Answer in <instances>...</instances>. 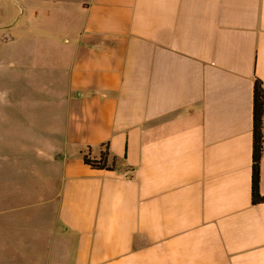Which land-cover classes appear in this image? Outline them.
I'll use <instances>...</instances> for the list:
<instances>
[{
  "label": "crops",
  "instance_id": "1",
  "mask_svg": "<svg viewBox=\"0 0 264 264\" xmlns=\"http://www.w3.org/2000/svg\"><path fill=\"white\" fill-rule=\"evenodd\" d=\"M25 1L0 0V64L23 65L20 48L39 72L26 62L0 85L38 97L6 173L56 193L40 264H264V202L251 203L264 0ZM262 133L264 196V115ZM102 144L112 171L82 160Z\"/></svg>",
  "mask_w": 264,
  "mask_h": 264
},
{
  "label": "rangeland",
  "instance_id": "2",
  "mask_svg": "<svg viewBox=\"0 0 264 264\" xmlns=\"http://www.w3.org/2000/svg\"><path fill=\"white\" fill-rule=\"evenodd\" d=\"M17 2L21 5L26 1L17 0ZM2 50L4 49L0 48V62L3 61ZM20 52V48L12 49L9 59L11 58L13 62H19L23 65L14 66L12 64L10 66L4 61L0 64V73H10L13 76L24 74L31 70L24 65L26 62L33 66L31 72H39L34 68L35 64H39L42 59L36 55L21 57L19 56ZM17 82L16 87H19V83L22 82L19 80ZM12 88L13 85L11 86L10 82H5L3 87L0 85V264H37V261L40 264L41 260L36 256L38 250L36 237L40 234L43 236V241L39 247L43 249L46 258L54 243L52 234L55 228L53 219L56 193L53 191L38 193L33 191L31 186L26 188L27 183L31 182L30 179L27 180L25 177L23 181L12 180L11 173H6V160L13 161L16 154L8 151L6 145H9L10 150L15 151L16 146L21 142L19 126L25 125L27 121L30 123L37 121L36 104L38 97L34 94L25 93V89L22 97L14 96L11 93ZM6 138L7 142H5ZM31 162L28 164L29 167L33 164L37 165L35 160ZM16 182L19 185L23 184L22 191L7 197L9 194L6 193L7 190H10L12 184L15 188L18 185L14 184ZM21 196L24 199L23 205L15 202V200H20ZM24 203L28 205L26 206ZM40 219L43 221L41 224L39 223ZM1 244H6L4 249H1Z\"/></svg>",
  "mask_w": 264,
  "mask_h": 264
},
{
  "label": "trees",
  "instance_id": "3",
  "mask_svg": "<svg viewBox=\"0 0 264 264\" xmlns=\"http://www.w3.org/2000/svg\"><path fill=\"white\" fill-rule=\"evenodd\" d=\"M263 115L264 90L260 80L255 79L252 88V166H251V203L253 205L264 202V196L259 192V166L263 150ZM98 155L91 154L88 147L82 160L91 169L112 171L114 159L110 156L107 144L101 145Z\"/></svg>",
  "mask_w": 264,
  "mask_h": 264
}]
</instances>
